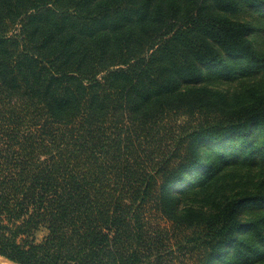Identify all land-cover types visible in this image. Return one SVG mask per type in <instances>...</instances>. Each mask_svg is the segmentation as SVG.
Wrapping results in <instances>:
<instances>
[{"label":"trees","instance_id":"1","mask_svg":"<svg viewBox=\"0 0 264 264\" xmlns=\"http://www.w3.org/2000/svg\"><path fill=\"white\" fill-rule=\"evenodd\" d=\"M261 26L264 0H0V256L264 264Z\"/></svg>","mask_w":264,"mask_h":264},{"label":"rangeland","instance_id":"2","mask_svg":"<svg viewBox=\"0 0 264 264\" xmlns=\"http://www.w3.org/2000/svg\"><path fill=\"white\" fill-rule=\"evenodd\" d=\"M251 38L253 39L255 45L257 48L259 49H263L264 50V26H261V31H257L255 33V35L251 36ZM234 85L239 86V83H235ZM232 89L234 88L231 87ZM252 175H250L249 178H251ZM254 179H257L259 177V174H255L253 175ZM228 179H230L229 175H224L221 176L216 182H215V186L218 188V186H226V184L228 183ZM4 258V257H1ZM5 259V258H4ZM6 260V259H5Z\"/></svg>","mask_w":264,"mask_h":264},{"label":"bare ground","instance_id":"3","mask_svg":"<svg viewBox=\"0 0 264 264\" xmlns=\"http://www.w3.org/2000/svg\"><path fill=\"white\" fill-rule=\"evenodd\" d=\"M0 262H2L3 264H13V263H11V262H9V261L5 260L4 258H1V257H0Z\"/></svg>","mask_w":264,"mask_h":264},{"label":"water","instance_id":"4","mask_svg":"<svg viewBox=\"0 0 264 264\" xmlns=\"http://www.w3.org/2000/svg\"><path fill=\"white\" fill-rule=\"evenodd\" d=\"M0 257H2V256H0ZM5 258V257H4ZM7 261H9V262H11V263H13V264H18V263H15V262H13V261H11V260H9V259H7V258H5ZM0 264H3L2 262H0Z\"/></svg>","mask_w":264,"mask_h":264}]
</instances>
